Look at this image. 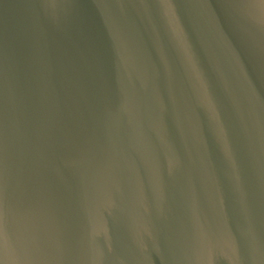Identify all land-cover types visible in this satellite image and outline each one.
Here are the masks:
<instances>
[{
  "label": "water",
  "instance_id": "1",
  "mask_svg": "<svg viewBox=\"0 0 264 264\" xmlns=\"http://www.w3.org/2000/svg\"><path fill=\"white\" fill-rule=\"evenodd\" d=\"M0 264H264V0H0Z\"/></svg>",
  "mask_w": 264,
  "mask_h": 264
}]
</instances>
